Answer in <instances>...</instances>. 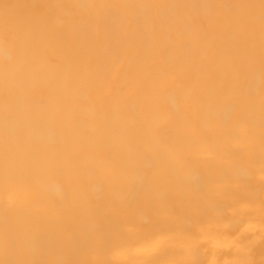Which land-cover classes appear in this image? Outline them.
Instances as JSON below:
<instances>
[{"label": "bare ground", "instance_id": "1", "mask_svg": "<svg viewBox=\"0 0 264 264\" xmlns=\"http://www.w3.org/2000/svg\"><path fill=\"white\" fill-rule=\"evenodd\" d=\"M0 264H264V0H0Z\"/></svg>", "mask_w": 264, "mask_h": 264}]
</instances>
